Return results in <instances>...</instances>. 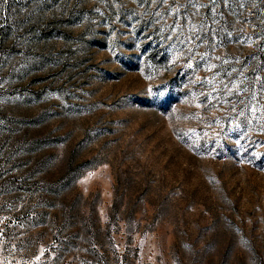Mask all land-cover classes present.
<instances>
[{
  "label": "rangeland",
  "instance_id": "obj_1",
  "mask_svg": "<svg viewBox=\"0 0 264 264\" xmlns=\"http://www.w3.org/2000/svg\"><path fill=\"white\" fill-rule=\"evenodd\" d=\"M0 264H264V0H0Z\"/></svg>",
  "mask_w": 264,
  "mask_h": 264
}]
</instances>
